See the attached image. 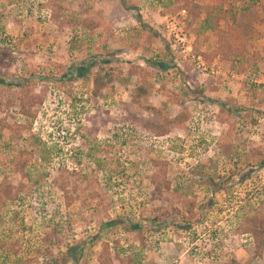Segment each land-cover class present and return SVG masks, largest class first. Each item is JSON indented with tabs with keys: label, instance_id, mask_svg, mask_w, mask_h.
<instances>
[{
	"label": "rangeland",
	"instance_id": "374dc122",
	"mask_svg": "<svg viewBox=\"0 0 264 264\" xmlns=\"http://www.w3.org/2000/svg\"><path fill=\"white\" fill-rule=\"evenodd\" d=\"M100 254L264 264V0H0V264Z\"/></svg>",
	"mask_w": 264,
	"mask_h": 264
},
{
	"label": "trees",
	"instance_id": "16d2710c",
	"mask_svg": "<svg viewBox=\"0 0 264 264\" xmlns=\"http://www.w3.org/2000/svg\"><path fill=\"white\" fill-rule=\"evenodd\" d=\"M222 1L223 0H210L211 3L215 4V6H219V4ZM209 17L213 19V24L210 26L209 29H214V28L217 27L218 21L225 19L226 14H225V11H223L222 9L216 7V9L210 10V16ZM154 64L159 69L168 68V67H166L164 64H162L160 62H154ZM99 259H100V264H111L110 261L103 256V254L99 255Z\"/></svg>",
	"mask_w": 264,
	"mask_h": 264
},
{
	"label": "built area",
	"instance_id": "2783aa9c",
	"mask_svg": "<svg viewBox=\"0 0 264 264\" xmlns=\"http://www.w3.org/2000/svg\"><path fill=\"white\" fill-rule=\"evenodd\" d=\"M170 21L172 23H171V28L169 29H170L171 35L173 36L172 42L174 43V44L173 43L171 44V48L178 47V48L187 50L188 46H185V38L181 36V32L178 28L179 23L173 20H170Z\"/></svg>",
	"mask_w": 264,
	"mask_h": 264
}]
</instances>
